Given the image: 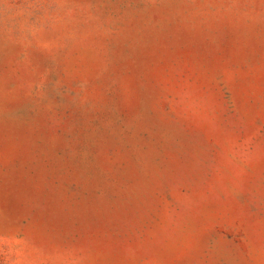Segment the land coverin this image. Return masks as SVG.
Wrapping results in <instances>:
<instances>
[{
    "label": "rangeland",
    "instance_id": "374dc122",
    "mask_svg": "<svg viewBox=\"0 0 264 264\" xmlns=\"http://www.w3.org/2000/svg\"><path fill=\"white\" fill-rule=\"evenodd\" d=\"M0 264H264V0H0Z\"/></svg>",
    "mask_w": 264,
    "mask_h": 264
}]
</instances>
